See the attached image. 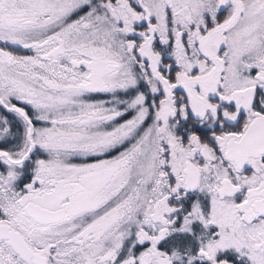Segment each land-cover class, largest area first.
Returning <instances> with one entry per match:
<instances>
[{"label": "snow or ice", "instance_id": "1", "mask_svg": "<svg viewBox=\"0 0 264 264\" xmlns=\"http://www.w3.org/2000/svg\"><path fill=\"white\" fill-rule=\"evenodd\" d=\"M0 264H264V0H0Z\"/></svg>", "mask_w": 264, "mask_h": 264}]
</instances>
